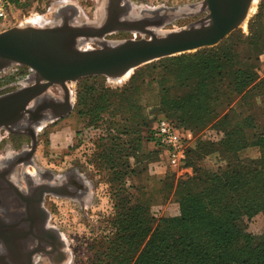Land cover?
<instances>
[{
  "label": "rangeland",
  "instance_id": "obj_1",
  "mask_svg": "<svg viewBox=\"0 0 264 264\" xmlns=\"http://www.w3.org/2000/svg\"><path fill=\"white\" fill-rule=\"evenodd\" d=\"M203 1L122 0L120 4L127 2L134 15H138L143 8L154 10L167 7L181 10V15L162 28H154L155 32L162 36L166 32L188 28L204 18L207 12L200 11ZM104 2V0H32L27 7L17 2L16 6L22 9L14 13L8 28L26 25L44 26L64 7H67V11L64 10V12L66 11L68 15L69 13L74 14V17L78 16L83 24L93 22L104 13ZM251 10L244 24L213 47H205L146 63L131 70L122 78L98 75L69 82L67 88L70 93V111L64 116L41 121L35 126L36 142L33 161L31 163L22 162L16 166V173L22 177L20 182H23L27 188L26 179L23 177L28 175L34 182H37L41 180V177L36 174L37 171H44L54 175L53 182L56 178H63L67 174L74 173L84 186L83 195L78 198L55 194L46 195L50 209V224L60 232L64 243L66 260L62 264H107L106 257L110 252V247L115 248V245H118L126 248L127 251L130 245V221H139L143 217L138 214L140 210L137 205L145 203L144 200L147 201L150 197L152 200L148 203L149 213L154 219L152 230H155L160 220L180 216L177 185L181 179H186L187 175H193L192 169L173 168L166 159H161L150 163L147 173L141 179L116 180L110 166L105 161L93 160L95 139L99 131L90 125L92 114L99 112L97 120L101 123L111 118L113 115L109 109L112 105L107 103L112 97L110 92L113 93L123 88L136 73L144 69L142 78L156 77L158 82L145 84L143 90L141 88L138 94V106H142V113L155 127L157 122L168 114L162 102L166 100L169 103L180 94L173 86L176 79L185 76L189 70L185 64L177 65L176 59L183 57L185 60H195L190 57L205 50H217L221 53L227 51L236 65L252 64L256 68L259 79L263 78L261 74L264 72V0H254ZM138 38H142L138 32L120 30L107 34L104 40L115 43ZM145 38H150V36H145ZM80 47L92 49L100 46L89 41ZM33 74V70L27 66L12 64L6 67L0 71V95L27 86L29 84L27 81ZM47 94L61 100L64 90L53 86ZM100 95L104 96L99 98ZM115 120L118 118L115 117ZM209 131L211 130L208 128L200 133V138L203 139ZM2 132L3 130L0 134L4 138L0 141V158L3 160H5L4 151L9 146L10 137L17 141L19 150L24 145L28 147L33 145V140L27 132L15 133L13 136L8 132ZM195 139H189V146H193L191 144L195 142ZM151 148H153L152 145H149V149ZM211 157L216 158L220 163L217 156ZM213 163L214 159L206 158L203 165L212 167ZM135 187L145 190L146 194L138 197L139 193ZM127 188L135 196L131 202L127 199ZM129 208H132V211H128ZM237 222L241 231L250 236L253 244L264 242L263 213L251 218L243 217ZM151 234L152 232L138 247L137 252L127 253V256L133 255L131 264H136ZM243 240H237L236 245H242ZM114 257L115 255L111 258V264H114Z\"/></svg>",
  "mask_w": 264,
  "mask_h": 264
},
{
  "label": "trees",
  "instance_id": "obj_2",
  "mask_svg": "<svg viewBox=\"0 0 264 264\" xmlns=\"http://www.w3.org/2000/svg\"><path fill=\"white\" fill-rule=\"evenodd\" d=\"M190 58L195 60L176 59L177 65L185 64L189 70L173 86L180 94L169 103L162 102L168 112L163 118L198 136L195 146L188 145L181 166L191 168L193 175L177 185L180 216L162 219L152 230L148 204L152 198L144 200L147 204L139 203L138 214L143 217L130 221L127 251L118 245L110 247L107 264L113 255L114 264H131L133 255L127 253L137 252L151 232L136 264H264V242L253 244L237 222L264 214V108L259 103L264 77L259 79L252 64L236 65L227 51L205 50ZM144 72L141 69L123 88L110 92L111 118L101 123L97 120L100 113L92 114L90 125L99 131L93 160L105 161L116 180L141 179L150 163L164 159L163 151L153 144L155 127L138 106L141 88L157 81L156 77L142 78ZM208 128L218 136L214 141L199 136ZM250 146L260 149L259 158L243 157ZM213 155L220 165L204 166ZM135 189L138 197L146 194L140 187ZM126 191L131 202L134 193ZM239 239L244 240L237 246Z\"/></svg>",
  "mask_w": 264,
  "mask_h": 264
},
{
  "label": "water",
  "instance_id": "obj_3",
  "mask_svg": "<svg viewBox=\"0 0 264 264\" xmlns=\"http://www.w3.org/2000/svg\"><path fill=\"white\" fill-rule=\"evenodd\" d=\"M104 1V13L95 21L81 26L72 25L66 17L60 25L15 26L0 32V71L19 64L29 67L35 75L27 86L0 96V129L12 133L28 130L34 137L32 124L35 126L39 121L64 116L70 111L69 82L98 75L122 78L146 63L213 47L244 24L253 2L204 0L200 8V11L207 12L204 18L188 28L159 36L153 29L162 28L181 15V10L165 7L164 13H160L159 10L143 8L138 15H134L127 2L121 5L122 0ZM120 30L138 32L142 38L115 43L104 40L107 34ZM89 41L100 47H80ZM53 86L63 88L64 99L47 94ZM34 101L38 102L32 108ZM20 162L17 158H9L0 163V189L10 195L6 197L0 193V264L42 262L46 252L31 250L33 238L20 228V224L28 221L26 215L20 216L15 211L17 207L14 205L17 206L19 200H28V195L17 189L21 177L15 172ZM25 179L28 185L32 182L27 175ZM62 189L66 191L67 186L63 185ZM41 190L43 194L67 195L57 185L43 184ZM18 238L21 240L18 241ZM65 260L64 250L58 264Z\"/></svg>",
  "mask_w": 264,
  "mask_h": 264
},
{
  "label": "flooded vegetation",
  "instance_id": "obj_4",
  "mask_svg": "<svg viewBox=\"0 0 264 264\" xmlns=\"http://www.w3.org/2000/svg\"><path fill=\"white\" fill-rule=\"evenodd\" d=\"M66 11L64 13H66ZM69 16H71L70 13ZM17 90H11L2 95H6L15 92ZM64 97H65V92L61 99H64ZM40 122L41 121H39L38 123ZM27 126H29L28 122H27ZM32 126L34 127L35 130L34 124H32ZM1 130H3L2 133L8 132L10 135L12 134L11 136L15 134L4 128H1L0 132ZM25 132H27L33 140L32 147H28V145H24L23 148L19 150L17 147V141L11 139L10 137V142L8 144L9 146H7L6 151H4L5 152L4 154H6L5 160L9 158L10 159L17 158L19 161L21 160L20 163L22 162L31 163L33 161L35 142H36V136H35L36 130L34 131L33 134L34 137L32 136L31 132H29L28 130L27 131L25 130L24 133ZM3 138L4 136L0 134V141H3ZM31 151L33 153H31ZM5 160H3V158H0V163L4 162ZM16 166H18V164ZM12 173L14 172L12 171ZM15 174L17 173L15 172ZM36 174L41 177V180H38L37 182L31 180L32 182H30L29 185H28V180H26L27 188L25 187L23 182H20L22 177L18 179L17 189L23 192L24 194H27L28 200L27 202H21L19 200L18 205L17 206L16 204L14 205L15 207H17L15 211L18 212L20 216L26 215V221L27 220L28 221L24 224H20L21 225L20 228L31 234V237L33 238V241H31L32 243L31 250L46 251L45 253H43L45 254L43 257L44 260L38 263L34 262V264H58L59 260L63 258L64 243L62 242L60 232L56 228H54L52 224H50V209L48 208L49 202L47 200L46 195L51 193L43 194V192H41L42 191L41 185L43 184H51L55 186L57 185L60 188V190L66 192L65 193L67 194L66 196H71L73 198H78L83 195L84 186L81 180L74 173L67 174L66 177L63 178H56V181L54 182L53 179H55V177L50 172L37 171ZM23 178H25V176ZM63 185L67 186L66 191L65 189H62ZM0 193H2L3 196L6 197L10 196L5 190L4 191L2 190V192L0 190ZM15 196H17V193H15ZM20 240L21 239L18 238V241Z\"/></svg>",
  "mask_w": 264,
  "mask_h": 264
},
{
  "label": "built area",
  "instance_id": "obj_5",
  "mask_svg": "<svg viewBox=\"0 0 264 264\" xmlns=\"http://www.w3.org/2000/svg\"><path fill=\"white\" fill-rule=\"evenodd\" d=\"M17 2L25 4L28 0H0V31L7 29L14 13L22 9L16 6ZM189 139L187 132L179 130L166 118L160 119L154 128L153 144L163 151V158L173 168L183 166Z\"/></svg>",
  "mask_w": 264,
  "mask_h": 264
},
{
  "label": "crops",
  "instance_id": "obj_6",
  "mask_svg": "<svg viewBox=\"0 0 264 264\" xmlns=\"http://www.w3.org/2000/svg\"><path fill=\"white\" fill-rule=\"evenodd\" d=\"M261 77H264V72L261 74ZM259 103L264 108V96L259 98ZM209 132H207V135H204V138H203L204 140L214 141L215 137L218 138L217 134H214L211 131H209ZM188 137H190V139H193V138H196L198 136L194 137V135L192 133H188ZM191 145H193V146L196 145V139H195V142ZM253 152L255 154H252ZM243 157L248 158V159H257L260 157V149L256 146H250L243 151ZM208 159H212V160L214 159V163L212 164V168L220 165V163H218L216 158L210 156V157H208Z\"/></svg>",
  "mask_w": 264,
  "mask_h": 264
},
{
  "label": "bare ground",
  "instance_id": "obj_7",
  "mask_svg": "<svg viewBox=\"0 0 264 264\" xmlns=\"http://www.w3.org/2000/svg\"><path fill=\"white\" fill-rule=\"evenodd\" d=\"M254 1V0H253ZM252 4H253V2H252ZM252 9V5H251V7H250V10H249V13L248 14H250V12L252 11L251 10ZM64 10H67V7H64L62 10H60V12L52 19V20H50V22H48V23H46V24H44V26H53V25H60V24H62L63 23V21H64V19L66 18V17H69V19H70V23H73V24H75V25H79V24H82L83 25V22L82 21H79V18H78V16L77 17H74L75 15L73 14V15H71V16H68L67 14H65L64 13ZM154 10H159V12L160 13H164V11L166 10V9H164V8H160V9H154ZM248 17V16H247ZM72 24V25H73ZM156 28H158V27H156ZM154 30V32H155V29H153ZM88 41V40H87ZM85 42V41H84ZM84 42L82 43V44H84ZM100 44H101V41L99 42ZM33 79H35V75L33 74V75H31V77L29 78V80L27 81V82H29L30 83V81H32ZM38 102V101H37ZM37 102L36 101H34L33 103H32V105H31V107L33 108L34 106H36V104H37ZM1 190V189H0ZM3 190V189H2ZM2 190H1V192H2ZM4 191V190H3ZM10 197V196H9Z\"/></svg>",
  "mask_w": 264,
  "mask_h": 264
}]
</instances>
